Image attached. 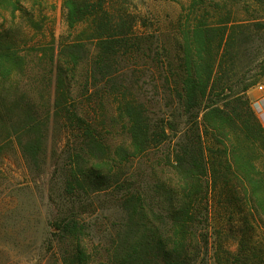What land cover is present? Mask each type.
<instances>
[{
	"label": "trees",
	"instance_id": "obj_1",
	"mask_svg": "<svg viewBox=\"0 0 264 264\" xmlns=\"http://www.w3.org/2000/svg\"><path fill=\"white\" fill-rule=\"evenodd\" d=\"M45 3L0 0V8L29 13L30 27L41 31ZM62 8L69 29L78 33L34 48L51 67L52 77L40 82L50 89L51 101L48 107L32 103L13 127L21 125L15 135L29 136L20 145L33 165L43 142L32 134H40L52 118L72 134L64 168L68 201L52 223L55 236L77 241L64 263L88 264L78 191L92 175L156 158L152 173L159 168L169 177L141 191L134 176L132 189L119 201L125 234L110 250V263L244 264L247 233L243 230L240 250L232 256L216 245L210 225L215 204L226 202L251 235L264 228V125L248 94L264 76V0H191L184 8L182 60L177 67L165 64L163 86L170 97L161 118L153 117L138 91L143 85L134 79L139 68L154 63L155 36L141 29L146 25L132 1L62 0ZM27 64L14 41L0 39V82L8 90L15 88L11 76L24 73ZM107 103L114 105L129 140L115 149L107 144ZM160 150H165L161 159Z\"/></svg>",
	"mask_w": 264,
	"mask_h": 264
},
{
	"label": "rangeland",
	"instance_id": "obj_2",
	"mask_svg": "<svg viewBox=\"0 0 264 264\" xmlns=\"http://www.w3.org/2000/svg\"><path fill=\"white\" fill-rule=\"evenodd\" d=\"M131 1L135 12L146 25L141 29L155 36L152 52L154 63L148 62L139 68L134 79L140 80L143 85L138 91L153 117L161 118L169 110L166 103L170 97L163 86L165 64L169 61L177 67L181 63L179 24L183 10L191 0ZM27 9L29 11L30 7ZM44 14L45 27L37 31L30 27L29 13L17 12L13 15L0 8V39L14 41L28 63L24 73L11 76L15 88L8 90V84L0 82V264H65L64 257L68 253L73 255L77 245L72 238L55 236L52 226L63 215L64 207L61 204L68 201L64 192V168L68 162V152L73 148L70 130H65L52 118L42 127L40 134H32L35 138L41 135L43 142L39 160L33 165L28 163L20 145V141H30L29 136L26 132L15 135V129L19 130L21 125L14 123L13 127V121L21 120L32 103L48 107L51 101L50 89L40 85L42 80H47L46 77H52L51 67L47 60L40 62L34 48L53 39L59 43L70 35L74 37L79 31L69 29L62 0H46ZM261 84H264V76L248 93L252 103L263 98L257 89ZM254 107L264 125V107L263 110ZM174 108L178 115L181 111L179 105L176 104ZM105 109L107 144L115 149L129 140L121 132L114 105L107 103ZM8 127H11V131ZM164 152L160 150L156 156L161 159ZM156 161V158H151L129 163L124 169L116 171L114 168L104 176L94 173L84 189L78 191L85 209L80 211L85 223L80 241L87 247L88 264H111L110 250L125 234L123 225L126 216L119 208V201L132 189L134 176L141 191H152L159 180L162 179L163 183L168 179L169 175L159 168L154 169L155 175L152 173L150 167ZM222 205L215 204L210 225L216 245L222 244L235 256L240 250L245 231L243 263L264 264V228L251 235V231L244 229L245 225L234 207L226 202L225 206ZM213 253L214 248H211V255Z\"/></svg>",
	"mask_w": 264,
	"mask_h": 264
},
{
	"label": "built area",
	"instance_id": "obj_3",
	"mask_svg": "<svg viewBox=\"0 0 264 264\" xmlns=\"http://www.w3.org/2000/svg\"><path fill=\"white\" fill-rule=\"evenodd\" d=\"M258 90H260V92L263 94V98L261 100H258L256 101L255 103H252L253 104V107L254 106H257L259 107L261 110H263V107H264V84H261L257 87ZM255 109V107H254ZM256 111V110H255ZM259 116V115H258Z\"/></svg>",
	"mask_w": 264,
	"mask_h": 264
}]
</instances>
